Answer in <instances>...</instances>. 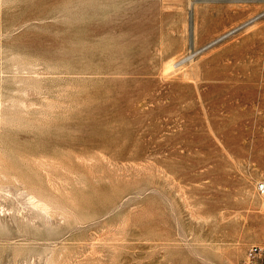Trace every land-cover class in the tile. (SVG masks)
I'll list each match as a JSON object with an SVG mask.
<instances>
[{
  "label": "rangeland",
  "instance_id": "rangeland-1",
  "mask_svg": "<svg viewBox=\"0 0 264 264\" xmlns=\"http://www.w3.org/2000/svg\"><path fill=\"white\" fill-rule=\"evenodd\" d=\"M0 114V264H264V0H0Z\"/></svg>",
  "mask_w": 264,
  "mask_h": 264
},
{
  "label": "bare ground",
  "instance_id": "bare-ground-1",
  "mask_svg": "<svg viewBox=\"0 0 264 264\" xmlns=\"http://www.w3.org/2000/svg\"><path fill=\"white\" fill-rule=\"evenodd\" d=\"M4 3H5V2H4ZM4 3H3V4H4ZM169 65H170V64H169ZM167 66H168V65H167ZM169 68H171V67H169ZM1 114H2V113H1ZM1 114H0V115H1ZM1 117H2V116H1ZM3 118H4V117H3ZM3 118H2V119H3ZM2 119H1V121H3ZM2 148H3V147H2ZM6 149H7V148H6ZM2 151H3V150H2ZM4 151H6V150H4ZM6 154H7V153H6ZM0 155H1V154H0ZM2 155L4 156V153H3ZM6 156H7V155H6ZM4 160H5V158H4ZM0 163H1V162H0ZM10 166H11V165H10ZM0 168H1V167H0ZM2 168H3V167H2ZM4 169H5V168H4ZM4 169H3V170H4ZM11 169H12V168H11ZM16 169H17V168H16ZM6 170H7V169H6ZM6 170H5V172H6ZM9 170H10V169H9ZM20 172H21V171H20ZM4 174H5V173H4ZM18 174H19V173H18ZM31 175H32V173H31ZM5 176H6V175H5ZM8 176H9V175H8ZM10 176H12V175H10ZM29 176H30V175H29ZM6 177H7V176H6ZM14 177H15V175H14ZM14 177H13V179H14ZM32 177H33L32 179H35V178H34V174L32 175ZM1 178H2V177H1ZM2 179H3V178H2ZM10 179H11V181H13L12 178H10ZM20 179H22V178H20ZM26 179L28 180V182H29V184H30V183H31V182H30L31 180L28 179L27 177H26ZM3 180H4V179H3ZM5 180H6V179H5ZM18 180H19V179H18ZM24 180H25V179H24ZM24 180H23V183H24ZM29 180H30V181H29ZM7 181H8V180H7ZM11 181H10V182H11ZM19 181H20V180H19ZM25 181H26V180H25ZM34 181H35V180H34ZM37 181H39V180H38L37 177H36V182H37ZM32 182H33V181H32ZM39 182H40V181H39ZM7 183H8V182H7ZM25 183H26V182H25ZM33 183H35V182H33ZM3 184L6 186L5 183H3ZM11 184H13V182H12ZM11 184H10V185L8 184L7 187H8V186L11 187V186H12ZM29 184H27V185H29ZM38 184H40V183H38ZM41 184H42V182H41ZM4 185H3V186H4ZM27 185H26V186H27ZM35 185L37 186V183H36ZM1 186H2V185H1ZM3 186H2V190H3V188H4ZM38 186H39V185H38ZM41 186H43V185H41ZM31 187H33V186H31ZM31 187H30V188H31ZM38 188L40 189V187H38ZM6 189H7V188H6ZM6 189H5V190H6ZM35 189H36V187H35ZM35 189H34V190H35ZM0 190H1V189H0ZM32 190H33V188H32ZM44 190L48 191L46 187H45ZM41 191H42V190H41ZM37 192H38V191H37ZM39 192H40V191H39ZM49 192H50V191H49ZM49 192H48V194H49ZM41 193H42V192H41ZM43 194H44V193H43ZM52 194H53V193H52ZM32 195H33V194H32ZM32 195H31V196H32ZM55 195H57V194H55ZM53 196H54V195H53ZM58 196L60 197V195H58ZM34 197H35V196H34ZM46 197H47V196H46ZM49 197H50V196H49ZM56 197H57V196H55V199H56ZM35 198H36V197H35ZM64 198H65V197H63V199H64ZM66 198H67V197H66ZM66 198H65V200H67ZM33 199H34V198H33ZM37 199H38V198H36V200H37ZM63 199L61 198V200H63ZM34 200H35V199H34ZM36 200H35V201H36ZM42 200H43V199H42ZM42 200H41V198H40V200L38 201V204H37V203H36V204H37L38 206L40 205L41 208L43 207L46 211H47L48 209H50V207H49L50 205L55 204V203H54V201H55L54 199H53V200H54V201H53V204H50V203L48 202L49 205H47V203H46L45 200H43V202L45 201L44 203H41ZM47 200H49V199H47ZM50 200H51V199H50ZM57 200H58V198H57ZM61 200H59V201H60L61 203H63L64 201L62 202ZM72 201H74V200H72ZM56 202L58 203V201H56ZM60 202H59V203H60ZM70 202H71V201H70ZM31 203H32V202H31ZM33 203H34V202H33ZM33 203H32V204H33ZM77 203H78V202H77ZM65 204H66V203H64V205H65ZM67 204H68V203H67ZM34 205H35V204H34ZM37 205H36V206H37ZM74 205H75V204H74ZM74 205H73V206H74ZM76 205H77V204H76ZM82 205H83V204H82ZM40 206L38 207V209H39L40 211H41V210H44V209H41ZM53 206H54V205H53ZM65 206H66V205H65ZM68 206H69V205H68ZM93 206H94V205H93ZM33 207H35V206H33ZM51 207H52V206H51ZM55 207H56V206H55ZM59 207H61V204H60V205L58 204V208H59ZM62 207H63V204H62ZM75 207H76V206H75ZM75 207H74V208H75ZM81 207H82V206H81ZM35 208H36V207H35ZM65 208H66V207H65ZM67 208H70V207H67ZM11 209H12V208H11ZM51 209H52V208H51ZM51 209H50V210H51ZM59 210L62 211L63 209H62V210L59 209ZM17 211H18V210H17ZM52 211H54V210H52ZM57 211H58V210H57ZM63 211H64V210H63ZM67 211H68V210H67ZM14 213L17 214L16 211H14ZM39 213H40V212H39ZM46 213L48 214V211H47ZM49 213H50V212H49ZM61 213H62V212H61ZM67 213H71V212H67ZM27 214H29V213H27ZM44 214H45V212H44ZM52 214H54V212L51 213V215H52ZM63 214H64V213H63ZM13 215H14V214H13ZM17 215H18V214H17ZM22 215H23V214H22ZM35 215H36V212H35ZM37 215H38V214H37ZM48 215H49V214H48ZM51 215H50V216H51ZM56 215H57V214H56ZM56 215H55V217H56ZM15 216H16V215H15ZM15 216H14V217H15ZM31 216H32V215H31ZM52 216H53V215H52ZM16 217H17V216H16ZM29 217H30V215H29ZM38 217H39V216H38ZM68 217H69V215H68ZM73 217H74V216H73ZM18 218H19V217H18ZM40 218H41V217H40ZM53 218H54V217H53ZM30 219H31V217H30ZM32 219H33V217H32ZM44 219H45V218H44ZM44 219H43V220H44ZM54 219H55V218H54ZM68 219H70V218H68ZM72 219H73V218H72ZM45 220H46V219H45ZM22 221H23V220H22ZM70 221H71V220H70ZM72 221H73V220H72ZM16 222H17V221H16ZM33 222H34V221H33ZM36 222H37V221H36ZM40 222H42V221H40ZM68 222H69V221H68ZM30 223H31V222H30ZM38 223H39V222H38ZM45 223H46V222H45ZM48 223H49V222H48ZM28 224H29V223H28ZM36 224H37V223H36ZM36 224H35V225H36ZM55 224H56V223H55ZM66 224H67V223H66ZM72 224H73V223H72ZM3 225H4V224H3ZM33 225H34V224H33ZM37 225H38V224H37ZM37 225H36V226H37ZM50 225H51V224H50ZM17 226H19V225H17ZM17 226H16V227H17ZM27 226L29 227V225H26V227H27ZM70 226H71V225H70ZM30 227H31V226H30ZM62 227H65V225L62 226ZM22 228H23V227H22ZM39 228H40V227H39ZM39 228H36V229H39ZM43 228H44V227H43ZM60 228H61V226H60ZM60 228H59V229H60ZM71 228H72V227H71ZM1 229H2V228H1ZM3 229H4V228H3ZM34 229H35V228H34ZM34 229H33V230H34ZM54 229H55V227H54ZM73 229H74V228H73ZM18 230H19V228H18ZM18 230H14V231L18 232ZM22 230H23V229H22ZM24 230H25V229H24ZM33 230H32V231H33ZM39 230H41V229H39ZM39 230H38V231H39ZM67 230H68V229H67ZM69 230H71V229L69 228ZM2 231H4V230H2ZM7 231H8V228H7ZM7 231H6V233H4V234H7ZM9 231H10V230H9ZM19 231H20V230H19ZM25 231H26V230H25ZM34 231H35V230H34ZM36 231H37V230H36ZM27 232H28V228H27ZM27 232H26V234H27ZM51 232H52V230H51ZM51 232H50V233H51ZM19 233H20V232H19ZM28 233H30V231H29ZM32 233H33V232H32ZM41 233H42V232H41ZM50 233H47V234H50ZM26 234H25V235H26ZM7 235H8V234H7ZM27 235H28V234H27ZM35 235H36V234H35ZM50 235H51V234H50ZM58 235H60V234H58ZM30 236H31V235H30ZM15 237H16V236H15ZM24 237H25V236H24ZM28 237H29V236H28ZM58 237H59V236H58ZM58 237H57V238H58ZM7 238H8V236H7ZM34 238H35V237H34ZM55 238H56V237H55ZM74 238H75V237H74ZM77 238H78V236H77ZM25 239H26V238H25ZM29 239H30V238H29ZM35 239H36V241H38L37 238H35ZM70 239H71V238H70ZM47 240H48V239H45V241H47ZM32 249H33V248H32ZM32 251H33V250H32ZM44 252H45V250H44ZM70 252H72V251H69V253H70ZM24 253H25V252H24ZM42 253H43V251H42ZM61 253H63V252H61ZM61 253H60V254H61ZM64 253L66 254V252H64ZM64 253H63V254H64ZM21 254H22V253H21ZM60 254H59V257H60ZM68 255H69V254H68ZM66 256H67V254H66ZM48 257H49V256H48ZM73 257H74V255L72 256V258H73ZM60 258H61V257H60ZM64 258H65V257H63L62 259H64ZM49 259H50V258H49ZM52 259H53V258H52ZM56 260H57V259H56ZM59 260H61V259H59ZM64 260H65V259H64ZM69 260H70V259H69ZM55 262H56V261H55ZM60 263H61V262H60ZM65 263H66V262H65ZM47 264H48V263H47ZM70 264H71V263H70Z\"/></svg>",
  "mask_w": 264,
  "mask_h": 264
},
{
  "label": "built area",
  "instance_id": "built-area-1",
  "mask_svg": "<svg viewBox=\"0 0 264 264\" xmlns=\"http://www.w3.org/2000/svg\"><path fill=\"white\" fill-rule=\"evenodd\" d=\"M255 18H257V15L252 17L250 20L244 22L243 24L248 23V22L254 20ZM258 190H259V192L264 193V181L259 183ZM259 252H260V248L258 246H252L249 249L248 256L250 259H255L256 255Z\"/></svg>",
  "mask_w": 264,
  "mask_h": 264
}]
</instances>
